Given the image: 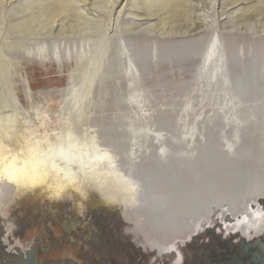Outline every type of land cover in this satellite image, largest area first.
Masks as SVG:
<instances>
[{
  "label": "rangeland",
  "instance_id": "1",
  "mask_svg": "<svg viewBox=\"0 0 264 264\" xmlns=\"http://www.w3.org/2000/svg\"><path fill=\"white\" fill-rule=\"evenodd\" d=\"M98 1L96 5L90 0H77L81 19L62 17L55 27H50L43 19L46 2L38 7L40 1L35 0H0V65L7 72L14 71L9 81L14 103L8 98L10 105L0 107L1 116L11 113L22 133L43 135L44 147L63 140L93 139L96 149L109 159L102 161V167L109 169L111 163L124 180L137 169L162 170L177 177L178 168L173 164L191 161L196 157L190 155L189 149L210 143L234 146L232 154L242 159L251 152L254 157L250 159L264 160V111L258 110L264 109V86L255 79L264 78L260 68L264 63V0H178L180 3L172 10L164 8L156 19L145 24L146 31H135L138 24L136 17L127 13L129 6L118 22H110L108 1ZM129 1L124 0L123 5ZM168 12L174 20L163 19ZM97 15L102 21L95 18ZM38 48L47 55L34 53ZM228 50L233 51L229 61ZM257 51L259 54H255ZM255 59L256 63L251 62ZM233 62L241 66L231 77L229 67ZM254 65V70L248 69ZM238 77L243 81L239 83ZM139 130L146 136L136 135ZM220 131L227 134L221 136ZM76 163L74 166L80 169H72L70 185L58 197L47 194L34 199L33 193L26 192L6 205L0 212V235L4 229L10 242L14 232L9 250L36 247L41 264L130 262V255L128 259L124 257L126 249L123 256L94 240L97 234L107 236L108 232H90L89 228L99 216V223L116 225L118 220L132 228L131 223L112 218L109 207L96 197L95 191L105 186L109 187L108 191L102 189L106 194L115 191L111 184L115 178L108 175L109 184L102 186L104 174L97 172L101 169L96 170V164L81 163L89 169L83 174L80 163ZM122 166L125 171L119 172ZM75 187L79 188V196L73 193ZM55 204L64 207L57 214L50 209ZM132 207L134 214L139 207ZM12 212L9 227L2 218ZM252 212L255 219L245 216L233 226L226 223L225 228L248 231L256 223L253 228L258 229L264 222V210L256 206ZM70 215L81 222L67 232L64 221ZM216 221L212 218L205 224L218 227ZM144 225L139 221L133 227ZM108 235L107 239L121 241L114 232ZM255 235L248 233L249 237ZM125 238L126 246L128 242H138L129 235ZM179 239L168 242L157 238L139 243L143 248L137 252L138 262L170 261L174 252L178 254L176 243L184 242ZM180 244L178 250L183 252ZM6 261L1 263L0 259V264L9 263Z\"/></svg>",
  "mask_w": 264,
  "mask_h": 264
},
{
  "label": "bare ground",
  "instance_id": "2",
  "mask_svg": "<svg viewBox=\"0 0 264 264\" xmlns=\"http://www.w3.org/2000/svg\"><path fill=\"white\" fill-rule=\"evenodd\" d=\"M35 1H40L36 5L38 7L46 2L43 6L45 10L43 19L48 20L50 27H55L63 19L62 17H70L73 20L81 19L80 11H78L76 6L77 0H44V3L41 0ZM82 1L83 3L88 2V0ZM90 1L97 3L96 5L99 4L98 0ZM107 1L109 3V6H107L110 12V22L119 21L124 8L129 6L127 13L134 15L138 24L135 31H146L147 23L157 17L158 13L164 8L172 10L173 6L180 3L178 0H130L123 5L124 0ZM134 9H136V13ZM89 13L92 14L91 12ZM33 14L36 17L38 15L35 11H33ZM95 18L102 21L99 15ZM164 18L174 20L173 14L169 12L165 17L163 16ZM23 24H25V21ZM75 24L79 25V23ZM145 24L146 26H144ZM232 52L228 50L229 57L226 56V60L232 59ZM259 52L257 51L255 54H259ZM34 53L41 57L47 55V53H44L43 48L35 49ZM255 54L253 53V55ZM256 59L255 61L251 60V62L256 63ZM245 65H248V61H245ZM231 66L229 67V73L233 77L234 74H237L236 70L241 65L233 62ZM254 67L255 65L252 68L248 67V69L254 70ZM5 68L0 65V79L4 80L1 82L3 86L0 87V107L3 105L8 107L10 105L8 98L14 103L13 88L9 82L14 71L12 73L7 72ZM260 68L264 70V63ZM249 71L251 75L255 72ZM237 79L239 83L243 81L240 77ZM255 79L259 80L260 86H264V78L256 77ZM257 88L258 86L255 87V89ZM6 93L8 97L3 96ZM258 110L264 111V109ZM1 114L2 112H0V212L5 210L6 205L13 204L15 198L26 192L33 193L34 199L43 198L47 194L58 197L70 185L71 181L68 178L74 176L72 169L77 168L74 164L79 162L83 170L82 173L87 174L89 169L85 168L81 163L91 161L98 166L96 170L101 169L97 172L104 174V178H101L102 181L104 180L102 186L109 184L107 183L109 180L108 175L112 174L115 178L111 183L115 191L108 194H106V191L109 190V187L106 188L107 186H105V188H102L99 185V180H96L102 189H107L106 191L102 189L96 190L97 199L109 207V213L112 218L120 219L124 224L131 223L132 228L123 226L118 220L115 222L117 226L113 222H109L110 224L99 223L101 219V216H99V220L89 226L90 232L95 231L98 233L99 229L103 232H108L107 236H109L110 232H114L115 236L121 237V241L118 242L115 239H107L104 234H97L94 240L98 243L100 241L99 244L105 245L109 250L116 254L120 253L123 256L125 252L123 250L126 249L128 254L124 257L127 259L128 255L131 257V261H127L126 264H147L138 262L140 257H138L137 252L140 247L141 249L143 248L138 244H146L148 240L157 238L168 242L176 240V238H182L184 242L186 241L185 243H176L175 250L177 249L178 254L174 252L173 256L169 257L170 261H164V264H228V262L229 264H264V222L256 230L253 228L256 223L255 225L251 224L250 231L238 228L237 231L233 232L225 228L226 223L228 226H233L245 216L246 218L251 217V220L255 219L253 218L252 210L256 206H258L259 210H264V160L250 159L254 157L251 152L247 154V158L242 159L239 154H232L234 146L231 147L226 144V146L223 145L222 147L221 145L210 143L211 145H201L189 149L190 155L196 157L191 161L184 159L173 164L178 168L177 177L162 170L152 172L137 169V174L135 171L129 173L132 177L124 180L122 178L123 174L121 173L119 177L111 163L109 169L102 167V161L109 159L106 154H102L96 149L93 139L89 140L88 138V140L82 142L73 139L65 140L66 142L63 140L54 146L44 147L42 143L44 140L43 135H35L34 132L30 133V131L22 133V127L14 125L13 114L9 113L2 116ZM257 117L253 119H258ZM226 118L228 117L226 116ZM136 131V135L141 137L143 134L142 130ZM213 131L215 132V130ZM220 132L221 136L227 134V131L223 132L224 134L222 131ZM215 135L218 136V134ZM127 140L126 143H128ZM141 144L143 143L141 142ZM141 144H139V148ZM136 151L133 153L135 154ZM133 153L131 154L132 156L134 155ZM123 167L118 171H125ZM168 169L170 170L171 167H168ZM62 170L66 171L63 175ZM78 190V187L73 189L75 196H79ZM133 204L139 207L134 214L132 211ZM61 207V204H55L54 206L51 205L50 209L53 214H57ZM120 214L122 217L119 216ZM220 214H223V216L220 217ZM13 217L14 212L9 214L8 218L2 219L5 221L4 223L12 227ZM69 218L64 221L67 232L76 229V226L81 222L79 219L76 220V217L72 219L71 215ZM212 218L218 220L216 221L218 227L216 224L215 226L214 224H205L206 221L212 220ZM139 221H144L145 227L134 228L133 225L136 226ZM241 224L244 225L242 228L246 227V224H243L242 221ZM251 231L256 233V235L249 237L248 233ZM1 232V263L6 259L8 260L6 262H9L6 264H14V259H16L15 264H41L36 256V247H31L24 251L18 246L16 249L12 248L9 250V246L14 243V232L10 236V242L4 236L5 230L2 229ZM126 235L135 238L138 242H128L126 246L123 244V238ZM207 237L208 239H206ZM180 243L184 246L181 248L183 252L178 250L181 246ZM182 253L184 254L181 255ZM104 256L106 257V255ZM66 264H72V262Z\"/></svg>",
  "mask_w": 264,
  "mask_h": 264
}]
</instances>
